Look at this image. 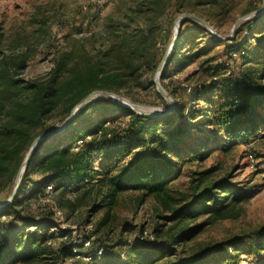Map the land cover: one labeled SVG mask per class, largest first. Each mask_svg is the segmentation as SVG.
<instances>
[{
	"label": "trees",
	"instance_id": "trees-1",
	"mask_svg": "<svg viewBox=\"0 0 264 264\" xmlns=\"http://www.w3.org/2000/svg\"><path fill=\"white\" fill-rule=\"evenodd\" d=\"M172 1L135 0L136 17L127 16L130 21L125 25L115 26L113 23L110 26L112 32L116 28L120 32L113 41L109 40L105 50L99 51L94 57L84 54L57 57L50 72L41 78H20L27 66L25 56L16 58L11 63L7 60L0 61L1 203L6 202L11 195L21 164L37 138L55 130L57 124L62 125L74 108L90 94L104 91L119 95L133 81V62L145 58L146 48L143 43L147 37V26L151 27ZM175 1V9L180 13L184 0ZM212 1L218 0H210ZM203 18L210 22L208 18ZM263 19L264 13L246 22L244 27L255 31L260 25H251ZM188 22L191 20L182 21L181 28ZM192 24L198 25L193 21ZM198 29L203 33L207 32L200 26ZM250 31L245 32L251 33ZM191 36L192 34H184L181 29L170 62L185 59L180 58V51L191 40ZM149 39L155 45V39L151 36ZM233 42L230 51L240 57L246 52L247 43L250 44V41L237 44V39ZM220 43L224 42L212 39V44ZM196 56L197 54L185 60ZM166 68L167 66L161 80L166 74ZM140 69V65L136 67V71ZM262 73L263 70L261 72L255 69L244 74L242 81L227 85L223 92L219 91L217 101L208 97L210 92L215 93L214 89L208 90L206 96L202 97L206 101V108L197 114L196 124L179 123L185 119V106L180 101L177 102L174 113L160 118L138 116L107 100L95 101L83 108L63 132L44 140L36 148L16 197L11 204L0 208V264L78 261L97 249L104 251L101 261L113 257L114 251H118V259L107 260L108 264H119L126 258L129 262L125 264H162L174 255L163 242H140L153 247V252H142L141 249H131L136 242L128 245V240H124L109 251L103 246L96 249L84 248L79 242L73 246L74 240L68 232L55 237L50 232L57 228L56 224H48L47 220L28 212L29 206L42 198L50 185L54 191L60 187L68 193L82 191L85 186L95 182V191L102 196L99 207L107 209L98 224L105 237L113 231V227L109 225L110 212L117 207L119 199L124 195L136 194L138 207L143 206L149 198L159 204L162 212L167 215L161 218L172 224L165 236L177 245L193 240L201 226L189 227L188 224L202 215H208L211 221L238 219L249 193L246 188L233 184L229 176L210 180V171L192 172L190 195H174L172 188L181 174V168L205 161L214 148L229 149L232 145L258 138L264 131ZM199 93L193 91V101ZM155 95L162 100L157 92ZM100 104L110 114H126L130 119L128 127L132 130L131 136L136 139L132 140L126 130L120 129L124 122L117 118L93 119V115L104 109ZM116 126L120 129L119 133H116ZM32 176L46 178L47 182L36 185L30 182ZM195 176L198 178H193ZM33 184L36 186L28 192V187ZM90 189L84 190L78 201L92 194L93 190ZM162 227L163 225L157 226L155 235L153 234L159 241ZM128 229V226H122L119 233L121 239ZM53 239L59 241L56 251L53 250ZM245 241L232 240L218 244L213 252L202 250L190 259L165 264L237 263L241 255L264 250V225L261 230L252 234L250 244L246 247L243 246ZM74 247L77 253L73 252Z\"/></svg>",
	"mask_w": 264,
	"mask_h": 264
},
{
	"label": "rangeland",
	"instance_id": "rangeland-1",
	"mask_svg": "<svg viewBox=\"0 0 264 264\" xmlns=\"http://www.w3.org/2000/svg\"><path fill=\"white\" fill-rule=\"evenodd\" d=\"M182 4L184 7L178 13L175 9L176 1L173 0L164 13L154 20L151 27L147 26V37L143 43L146 48L145 58L133 62V81L120 91L119 96L129 101L131 105L145 108L144 110L146 108L152 111L166 110L167 105L164 100L158 99L155 95L153 80L162 58L167 56L166 74L160 82L175 106L172 113L177 107V102L180 101L185 106V119L179 123L189 125L196 124L197 114L206 108V101L202 97H205V93L211 88L215 93L210 92L208 97L217 101L220 96L219 91L226 90L229 84L239 83L243 75L248 72L255 69L261 72L263 70L261 75L264 78V19L251 25V27L260 25L255 31L244 27L246 22L260 16L250 15L264 9V0H218L217 2L184 0ZM183 14L194 15L204 21L203 17L208 18L210 20L208 23L216 34L221 38L229 39L217 40L224 43L212 44L214 37L209 29L191 20L180 27V32L182 29L187 36L192 34L191 40H188L180 51V58L186 59L196 54L197 56L189 60L176 59L170 62L171 51L176 45L173 41L175 39L178 41L180 38L175 23ZM127 16L136 17L135 0H0V61L7 60L11 63L12 60L25 56L27 66L21 72L20 78L23 80L41 78L50 72L57 57L66 54L94 57L99 51L105 50L109 40L113 41L120 32L118 28L112 32L110 26L113 23L115 26L129 23L130 19ZM192 21L198 25H193ZM198 26L207 32L203 33ZM150 36L155 39V45L149 39ZM234 39H237V44L250 41L241 57L230 51ZM139 65L141 69L136 71ZM193 91L200 92L195 101H193ZM102 98L104 96L95 97L96 101L104 100ZM99 106L104 109L93 115V119L117 118L125 123L121 124L120 129L126 130V134L131 136L132 130L128 127L130 119L126 114L121 112L110 114L104 105ZM60 126L61 124H57L56 129ZM120 129L116 126V133H119ZM131 138L136 139L132 136ZM250 155L255 158V163L248 160ZM128 160L126 157V161ZM205 171H210L208 175L210 180L229 176L233 184L246 188L249 196L242 204L243 212L238 219L211 221L208 215H202L197 220L191 221L189 227L201 226V228L192 241L183 245L174 244L165 236L172 224L161 218L167 215L162 212L159 204L149 198L143 206L138 207L136 194L124 195L119 199L117 207L110 212L109 225L113 227V231L108 237L103 236L98 224L104 218L107 209L99 207L102 204V196L96 193L95 182L85 186L82 191L67 193L60 187L52 193L45 190L44 196L33 202L28 212L42 217L48 224H56L57 228L51 229L50 232L55 237L62 232H68L72 239L80 244L93 239L90 247L96 249L103 246L109 251L124 240H136L137 244L131 249L153 252L151 245H144L140 241L138 243L137 240L145 232L155 235L157 226L163 225L160 228L162 231L160 243H166L174 255L162 264L176 263L179 259H190L202 250L213 252L218 244L232 240L245 239L243 246L246 247L250 244L252 234L261 230L264 225V131L258 138L232 145L229 149L214 148L205 161L191 163L181 168V174L172 188L173 194L190 195L192 172ZM30 178V182L36 185L47 182L46 178L39 176ZM34 184L28 187V192L36 186ZM90 188L93 190L92 194L78 201L84 190H91ZM57 212L61 215H56ZM122 226H128L129 229L121 239L119 233ZM54 241L55 239L52 246L56 251L59 248V241H55L56 244ZM244 258L245 264H264V250L259 253L253 251ZM117 259L118 251L115 250L113 257H107L99 264H108L107 260ZM128 262L126 258L119 264ZM53 264L88 263L79 259L78 261L58 260Z\"/></svg>",
	"mask_w": 264,
	"mask_h": 264
},
{
	"label": "water",
	"instance_id": "water-1",
	"mask_svg": "<svg viewBox=\"0 0 264 264\" xmlns=\"http://www.w3.org/2000/svg\"><path fill=\"white\" fill-rule=\"evenodd\" d=\"M262 13H264V9H262L260 11H257V12L253 13L250 16H258V15H261ZM185 20H193V21H197V22L205 25L209 29V31L213 34L214 40H228L229 39V38H221V37H219L216 34L215 30L211 27V25L208 22L204 21L203 19H201V18H199L197 16L189 15V14H183L182 16H180L177 19V21L175 23L177 34H179V32H180V27H181L180 23L182 21H185ZM173 42L176 43L177 39H175ZM172 51H171V53H172ZM167 63H168V57L164 56L162 58V61L160 62L159 66H158V69H157V72H156V76H155V78L153 80V83H154L155 88H156V92L159 94V96L164 100V102L167 105V109L166 110H163V111L144 110V109H141L140 107H138L136 105L129 104V101H127L123 97H121V96H119L117 94H114V93H109V92H104V91H97V92H94V93L90 94L85 100H83L80 104H78L74 108V110L64 120V122L62 123V125L59 128L41 135L39 138H37L34 141V143L32 144V146L29 149L27 155L25 156V158H24V160H23V162L21 164V167H20V169H19V171L17 173L16 180H15V187H14L9 199L6 202H2V203L0 202V208H4V207L8 206L9 204H11V202L16 197L18 188H19V186L21 184V181H22V178H23V174L25 173V171H26V169H27V167H28V165L30 163V160L33 157V154H34L36 148L44 140H46V139H48V138H50V137H52L54 135H57V134L63 132L70 125V123L74 120L75 116L83 108H85L86 106H88L92 102L96 101L95 97L97 95L104 96V98H102V99L110 101V102H113V103H115V104H117V105H119V106H121V107H123L125 109H128V110L132 111L133 113H135L138 116H142V117H146V118H160V117H164V116H166L168 114H171L173 112V109H174L175 106L173 104V101L167 96V94H166L165 90L163 89V87L161 85V82H160L162 73L165 70V67H166Z\"/></svg>",
	"mask_w": 264,
	"mask_h": 264
},
{
	"label": "built area",
	"instance_id": "built-area-1",
	"mask_svg": "<svg viewBox=\"0 0 264 264\" xmlns=\"http://www.w3.org/2000/svg\"><path fill=\"white\" fill-rule=\"evenodd\" d=\"M232 55H233V54H232ZM234 56H235V55H234ZM77 150H78V149H76V151H77ZM248 160H249L250 162H252V163H255V161H256L255 158H253L252 155H250V156L248 157ZM46 191H47L48 193H52V192L54 191L53 186H52V185L48 186L47 189H46ZM56 215H59V216H60L61 213H60V212H57ZM91 240H93V239H91ZM91 240H88L87 242H85V243L83 244L84 248H91V247H90V245H91V243H92ZM144 240L147 241V242H149V243L160 244V241L157 240L153 234H148L147 232L143 233V234L139 237V241H140V242H143ZM135 241H136V240H128V241H127V244H128V245H131V244L135 243ZM76 243H77V241L74 240V242H73V246H75ZM73 252H74V253H77V249H76V247H74ZM230 252H231V251H230ZM103 256H104V251H103L102 249H97V250L93 251V252L91 253V255H88V256L83 257V260H84L85 262L89 263V264H98V263L101 261V259L103 258ZM123 256H124V254H123ZM244 257H245L244 255H241L240 260H239L237 263L227 262L226 264H245V258H244Z\"/></svg>",
	"mask_w": 264,
	"mask_h": 264
},
{
	"label": "bare ground",
	"instance_id": "bare-ground-1",
	"mask_svg": "<svg viewBox=\"0 0 264 264\" xmlns=\"http://www.w3.org/2000/svg\"><path fill=\"white\" fill-rule=\"evenodd\" d=\"M130 103V102H129ZM143 109H145V108H143ZM146 110H147V108H146Z\"/></svg>",
	"mask_w": 264,
	"mask_h": 264
}]
</instances>
